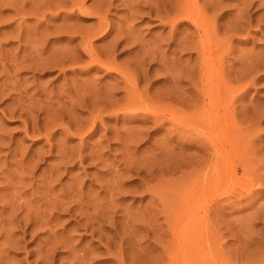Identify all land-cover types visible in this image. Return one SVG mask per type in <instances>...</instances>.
Returning <instances> with one entry per match:
<instances>
[{"label":"rangeland","instance_id":"374dc122","mask_svg":"<svg viewBox=\"0 0 264 264\" xmlns=\"http://www.w3.org/2000/svg\"><path fill=\"white\" fill-rule=\"evenodd\" d=\"M133 1L0 0V264H264V0Z\"/></svg>","mask_w":264,"mask_h":264},{"label":"bare ground","instance_id":"6f19581e","mask_svg":"<svg viewBox=\"0 0 264 264\" xmlns=\"http://www.w3.org/2000/svg\"><path fill=\"white\" fill-rule=\"evenodd\" d=\"M146 1H147V0H146ZM146 1H145V2H146ZM149 1H150V0H149ZM149 1H148V2H149ZM193 1H194V0H193ZM259 1H260V0H259ZM133 2H134V1H133ZM135 2L137 3L138 0H136ZM135 2H134L133 4H136ZM139 2H140V1H139ZM141 2L143 3V1H141ZM151 2H152V1H151ZM151 2H149L150 5L148 4V6H151V8L149 7V13H150V15H151L152 13H154V12L157 11V10H155V8H153V7H155L156 5L153 3V5H155V6L152 7ZM153 2H154V1H153ZM79 3H80L79 6H76L75 3H74L75 7L71 6L70 4H69V5H70L73 9L77 7V8H78L77 10L81 12V11L83 10V4H81L82 1L79 2ZM142 3H140V4H142ZM146 3H147V2H146ZM165 3H166V2H165ZM194 3H195V2H194ZM251 3H252V2H251ZM261 3H262V2H261ZM130 4H131V3H129V5H130ZM59 5H60V4H59ZM72 5H73V3H72ZM143 5H145V4H143ZM161 5H162V4H161ZM176 5H177V4H176ZM190 5H191V4H190ZM190 5H189V6H190ZM125 6H126V5H125ZM130 6H132V7H133V10H134V5H130ZM136 6H137V4H136ZM146 6H147V5H146ZM148 6H147V7H148ZM168 6H169V5H168ZM62 7H64V6H62ZM97 7H98V6H97ZM156 7H157V6H156ZM173 7H174V6H173ZM176 7H179V5L176 6ZM259 7H260V6H259ZM157 8H158V7H157ZM157 8H156V9H157ZM168 8H169V7H168ZM174 8H175V7H174ZM191 8H192V7H191ZM84 9H85V8H84ZM89 9H90V8H89ZM100 9H101V8H100ZM158 9H159V8H158ZM183 9H184V8H183ZM262 9H264V8H262ZM174 10H175V9H174ZM177 10H181V11H182L181 8H180V9H177ZM187 10H188V9H187ZM246 10H247V9H246ZM88 11H90V10H87V12H88ZM93 11H94V10H93ZM130 11H132V10L130 9ZM181 11H180V12H181ZM183 11H184V10H183ZM185 11H186V10H185ZM95 12H96V11H95ZM165 12H166V11H165ZM170 12H172V11H170ZM97 13H98V12H97ZM97 13H96V14H97ZM136 13H137V11H136ZM163 13H164V12H163ZM133 14H134V13H133ZM139 14H140V13H138V15H139ZM167 14H168V13H167ZM170 14H171V13H170ZM179 14H182V13H179ZM188 14H189V13H188ZM188 14H187V15H188ZM190 14H192V13H190ZM89 15H90V14H89ZM165 15H166V14H164V16H165ZM176 15H177V14H176ZM241 15H242V14H241ZM94 16H95V15H94ZM168 16H169V15H168ZM178 16H180V15H178ZM97 17H98V16H97ZM101 17H102V16H101ZM172 17H173V15L171 16V19H172ZM182 17H185V16H182ZM182 19H184V18H182ZM185 19H186V18H185ZM188 19L190 20V22H191L193 25H195V27L197 26V24H196V22H195L196 19L194 20V18L192 19L191 17H189ZM188 19H187V20H188ZM169 20H170V18H169ZM176 20H177V19H176ZM176 20H174V19L170 20L171 22H170L169 25L171 26L172 29H175L174 23H175ZM178 21H179V20H178ZM180 21H181V20H180ZM196 21H197V20H196ZM205 21H206V20H205ZM167 22H168V21H167ZM198 22H199V20H198ZM201 23H202V22H201ZM102 24H103V23H102ZM102 24H101V22H99V25H100V26H98L99 29H97L98 31L96 30L97 33L95 32V33H96L97 35H99L100 37L107 36L108 33H109V30H107V29H105V31H104V26H103ZM104 24H105V23H104ZM198 24H199V23H198ZM203 24H204V23H203ZM63 26H64V25H63ZM105 26H106V25H105ZM198 26H199V25H198ZM198 26H197V28H198ZM201 26H202V25H201ZM201 26H200V27H201ZM98 27H97V28H98ZM64 28H65V27H64ZM67 28H68V27H67ZM67 28H66V29H67ZM171 28H170V29H171ZM44 29H45V28H44ZM57 30H59V29H57ZM57 30H56V31H57ZM200 30H201V29H200ZM200 30H199V31H200ZM120 31H121V30H120ZM173 31H174V30H173ZM125 32H126V31H125ZM46 33H47V32H46ZM95 33H94V35H96ZM111 33H112V32H111ZM203 33H204V31H203ZM126 34L129 35V32L127 31ZM76 35H77V34H76ZM92 35H93V34H92ZM131 35H132V34H131ZM134 35H135V34H134ZM126 37H127V36H126ZM26 38H27V37H26ZM31 39L34 40L35 38L32 37ZM117 39H118V38H117ZM124 39H125V38H124ZM131 39L134 40L135 38H134V39L131 38ZM160 39H161V38H160ZM171 39H172V38H171ZM185 39H186V38H185ZM36 40H37V39H36ZM129 40H130V39H129ZM175 40H177V39H175ZM183 40H184V39H183ZM116 41H117V40H116ZM122 41H123V40H122ZM137 41H138V40H137ZM156 41H157V40H156ZM181 41H182V40H181ZM181 41H180V42H181ZM204 41H205V40H204ZM131 42H132V41H131ZM141 42H142V41H141ZM157 42H158V41H157ZM162 42H163V41H162ZM182 42L184 43V41H182ZM182 42H181V43H182ZM26 43H27V41H26ZM115 43H116L117 46L119 45V43H117V42H115ZM126 43H127V45H128V42H127V41H126ZM183 43H182V45H183ZM142 44H143V43H142ZM142 44H141V45H142ZM191 44H193V43H190V44H189V48H190V45H191ZM35 45H36V43H35ZM37 45H38V43H37ZM39 45H40V44H39ZM39 45H38V46H39ZM81 45H82V44H81ZM129 45H130V44H129ZM129 45H128V46H129ZM153 45H155V43H154ZM156 45H157V43H156ZM159 45H160V44H159ZM184 45H185V44H184ZM193 45H194V44H193ZM196 45H197V44H196ZM40 46H41V45H40ZM78 46H79V45H78ZM125 46H126V44H125ZM125 46H124V47H125ZM131 46H132V43H131ZM178 46H179V43H178ZM202 46H203V45H202ZM32 47H33V46H32ZM108 47H109V46H108ZM108 47H107V48H108ZM110 47H111V45H110ZM196 47H197V48H195L194 50H197V49H198L197 51H199V49H202V47H201V48H199L198 46H196ZM143 48H144V47H143ZM150 48H151V47H150ZM186 48L188 49L187 46L185 47V49H186ZM27 49L29 50V48H27ZM33 49H34V48H33ZM33 49H32V50H33ZM59 49H60V48H59ZM137 49H138V48H137ZM157 49H160V48H157ZM157 49H156V51H158ZM180 49H184V46H183V48H182V46H181ZM69 50H70V49H69ZM109 50H110V48H109ZM151 50H152V49H151ZM191 50H192V49H191ZM22 51H23V50H22ZM34 51H35V50H34ZM56 51H57V50H56ZM84 51H85V54L87 55V57H88V59H89L88 61L93 65V67H94L95 69H97V70L103 69V70H105V71H110V72H113V73H118V71H117V67L115 68L114 66H112V63H110V62H104L105 59H104V61H103V60L101 61V59H100L97 55L94 54V52H93V50H91V48H87L86 50H85V48H84ZM112 51H113V50H112ZM145 51H146V50H145ZM161 51H162V48H161ZM28 52H30V50H29ZM35 52H37V51H35ZM61 52H62V50H61ZM67 52H68V51H67ZM107 52H108V50H107ZM140 52H141V51H140ZM162 52H163V51H162ZM181 52H183V51H181ZM189 52H190V50H189ZM63 53H65V52H63ZM147 53H148V52H146V53H144V54L147 55ZM149 53H150V54H153V51H152V53H151V52H149ZM149 53H148V56L150 55ZM156 53H157V52H156ZM158 53H159V52H158ZM158 53H157V54H158ZM160 53H161V52H160ZM194 53H195V52H194ZM199 53H200V52H199ZM36 54H38V52H37ZM67 54L69 55V53H67ZM157 54H156V55H157ZM204 54H205V53H204ZM31 55H32V54H31ZM33 55H34V54H33ZM63 55H64V54H63ZM109 55H110V54H109ZM109 55H108V56H109ZM111 55H112V53H111ZM146 55H145V56H146ZM153 55H154V54H153ZM210 55H211V54H210ZM60 56H62V55L60 54ZM75 56H76V55H75ZM106 56H107V55H106ZM135 56H136V55H135ZM143 56H144V55H143ZM148 56H147V57H148ZM158 56H159V55H158ZM161 56H162V55L160 54V57H161ZM164 56H165V55H164ZM164 56H163V57H164ZM197 56H198V55H197ZM199 56H200V54H199ZM202 56H203V50H202ZM31 57H33V56H31ZM63 57H64V56H62V58H63ZM73 57H74V56H73ZM147 57H146V59H147ZM203 57L206 58L205 55H204ZM26 58H27V57H26ZM140 58H143V57H140ZM165 58H166V57H165ZM44 59H45V58H44ZM52 59H53V58H52ZM64 59H65V58H64ZM67 59H68V58H67ZM69 59L73 60L72 56H71V58H69ZM110 59H111V58H110ZM134 59H135V58H134ZM161 59H162V57H161ZM169 59H170V58H169ZM34 60H35V59H34ZM140 60H142V59H140ZM147 60H148V59H147ZM163 60H164V59H163ZM163 60H161V61H163ZM37 61H38V60H37ZM37 61H36V63H38ZM67 61H68V60H67ZM34 62H35V61H34ZM59 62H61V61H59ZM59 62H58V63H59ZM62 62H63V61H62ZM70 62H72V61H70ZM70 62H68V63H70ZM134 62H135V61H134ZM159 62H160V61H159ZM55 63H56V62H55ZM73 63H74V62H73ZM39 64H40V63H39ZM39 64H37V65H39ZM71 64H72V63H71ZM71 64H70V65H71ZM24 65H25V63H24ZM26 65H27V64H26ZM28 65L30 66V63H28ZM61 65H62V64H61ZM63 65H64V64H63ZM67 65H68V64H67ZM73 65H74V64H73ZM75 65H76V64H75ZM162 65L164 66V63H163ZM170 65H171V64H170ZM172 65H173V63H172ZM22 66H23V65H22ZM32 66H34V65H32ZM43 66H44V65H43ZM168 66H169V65H168ZM168 66L166 65V67H168ZM203 66H204V65H203ZM25 67H26V69H27L28 66H25ZM34 67H35V66H34ZM34 67H33V68H34ZM39 67H40V66H39ZM44 67H45V66H44ZM62 67H63V66H62ZM69 67H70V66H69ZM169 67H170V66H169ZM29 68H30V67H29ZM35 68H36V67H35ZM60 68H61V67H60ZM65 68H66V67H65ZM23 69H25V68H23ZM61 69H62V68H61ZM166 69H167V68H166ZM168 69H169V68H168ZM168 69H167V70H168ZM178 69H180V68H178ZM118 70H120V69L118 68ZM171 71L173 72V70H171ZM171 71H170V72H171ZM166 72H167V71H166ZM155 73H156V72H155ZM168 73H169V70H168ZM129 77H131V76H129ZM167 77H168V76H167ZM169 77H170V76H169ZM173 77H174V76H173ZM124 78H125V77H124ZM177 78H178V77H177ZM177 78H176V79H177ZM174 79H175V78H174ZM122 80H123V79H122ZM125 80L129 82V79H128V78L124 79V81H125ZM130 80H132V78H131ZM126 81H125V82H126ZM169 81H170V80H169ZM126 83H127V82H126ZM130 83L132 84L133 82L130 81ZM178 83H179V82H178ZM173 84H174V83H173ZM126 86H129L128 83L126 84ZM126 86H125V87H126ZM130 86H131V85H130ZM174 86H175V85H174ZM126 88H127V87H126ZM79 89H80V88H79ZM82 89H83V88H82ZM68 90H69V89H68ZM71 90H72V89H71ZM94 90H95V89H94ZM96 90H97V89H96ZM91 91H92V90H91ZM1 93H2V92H1ZM80 93H81V92H80ZM65 94H66V93H65ZM106 94H107V93H106ZM75 95H76V94H75ZM97 95H98V94H97ZM97 95H96V96H97ZM107 95H110V94H107ZM59 96H60V95H59ZM65 96H66V95H65ZM79 96H80V94H79ZM86 96H87V95H86ZM90 96H91V95H90ZM92 96L94 97V95H92ZM96 96H95V98H98V97H96ZM69 97H70V95H69ZM74 97H75V96H74ZM82 97H83V96H82ZM88 97H89V96H88ZM112 97H113V96H112ZM67 98H68V97H67ZM70 98H71V97H70ZM78 98H79V97H78ZM105 100H106V99H104V101H105ZM70 101H71V100H70ZM74 101H75V100H74ZM97 101H98V100H97ZM106 101H107V100H106ZM75 102H76V101H75ZM79 102H80V101H79ZM91 102H92V101H91ZM109 102H110V100H109ZM104 103H105V102H104ZM106 103H107V102H106ZM74 104H75V103H74ZM81 104H82V103H81ZM91 104H93V103H91ZM99 104H101V102H100ZM107 104H109V103H107ZM94 105H95V104H94ZM103 105H104V104H103ZM109 105H110V104H109ZM90 108H91V107H90ZM93 108H94V107H93ZM110 109H111V107H110ZM222 111H223V110H222ZM222 111H221V114H222ZM215 112H216V111H215ZM223 112H224V111H223ZM101 113H102V112H101ZM216 114H217V113H216ZM221 114H220V115H221ZM220 115H219V116H220ZM223 115H224V114H223ZM223 115H222V116H223ZM219 116H217V118H218ZM222 116H220V118H222ZM224 116H225V115H224ZM224 116H223V117H224ZM226 117H227V115H226ZM224 118H225V117H224ZM217 120H219V119H217ZM219 121H220V120H219ZM215 122L217 123V121H215ZM215 122H214V125H215ZM218 124H220V122H219ZM222 124H223V123H222ZM228 124H230V123H228ZM224 125H225V123H224ZM219 126H220V125H219ZM219 126H218L217 128H219ZM225 132H226V131H225ZM227 132L229 133V131H227ZM227 132H226V133H227ZM219 135H220V134H219ZM224 135H225V133H224ZM227 136L229 137V135H227ZM227 136H226V138H227ZM222 137H224V136L222 135ZM229 138H230V137H229ZM227 139H228V138H227ZM132 140H133V139H132ZM223 140H225V139L223 138ZM223 140H222V141H223ZM222 141H220L219 144H216L217 146L215 145V147L218 148L217 151H220V153H219V157L217 158V159H218V160H217V162H218L217 164L219 165V167L216 165V167H217L216 169H217V171H219V172L222 171V168H225V164H224V163H226V162H225L226 160L224 161V159H229V161H230V153L228 152L227 149H226L227 151L224 150V149H225V148H224L225 145L222 143ZM226 141H227V140H226ZM231 141H232V140H231ZM228 142H229V139H228V141H227V144H228ZM234 143H235V142H234ZM234 143H233V144H234ZM226 146H229V144L226 145ZM232 147H233V146H232ZM219 149H220V150H219ZM64 151H66V150H64ZM63 153H64V152H63ZM63 153H62V154H63ZM59 154H60V153H59ZM65 154H66V153H64V155H65ZM60 155H61V154H60ZM69 156H70V155H69ZM69 156H68V157H69ZM233 156H234V155H233ZM61 157H62V156H61ZM63 157H64V156H63ZM65 157H67V156L65 155ZM65 157H64V158H65ZM92 157H93V156H92ZM93 159H94V158H93ZM64 160H65V159H64ZM61 161H62V160H61ZM71 161H72V160H71ZM63 165H64V164H63ZM222 165H224V166H222ZM127 166H128V165H127ZM225 169H226V168H225ZM223 170H224V169H223ZM135 171H136V170H135ZM136 172H137V171H136ZM223 172H225V171H223ZM228 172H229V171H228ZM0 174H1V173H0ZM126 174H129V173H126ZM138 175H139V174H138ZM130 178H131V177H130ZM45 181H46V180H45ZM8 185H9V184H8ZM120 185H121V184H120ZM120 188H121V187H120ZM117 190H118V189H117ZM145 190H146V189H145ZM11 193H12V192H11ZM11 193H10V195H11ZM15 193H16V192H15ZM7 196H8V195H7ZM2 198H3V197H2ZM4 199H5V198H4ZM6 199H8V197H7ZM12 199H13V198H12ZM8 200H9V199H8ZM62 201H63V200H62ZM75 201H76V200H75ZM71 202H72V201H71ZM10 203H12V202L10 201ZM6 204H7V203H6ZM9 205H12V204H9V202H8V206H9ZM28 205H29V204H28ZM28 205H26V206H28ZM53 205H54V204H53ZM62 205H63V204H62ZM62 205H61V206H62ZM66 205H67V204H66ZM5 206L7 207V205H5ZM77 206H78V205H77ZM85 206H86V205H85ZM59 207H60V206H59ZM62 207H63V206H62ZM13 208H14V207H13ZM13 208H12V209H13ZM16 208H17V207H16ZM25 208H26V207H25ZM60 208H61V207H60ZM12 209H10V210H12ZM18 209H19V208H18ZM76 212H77V210H76ZM89 212H90V211H88L87 213H89ZM91 212H92V211H91ZM91 212H90V213H91ZM73 213H75V212H73ZM85 213H86V212H85ZM31 214H32V213H31ZM81 214H82V213H81ZM106 215H107V214H106ZM13 216H15V215H13ZM9 217H10V216H9ZM6 218H7V217H6ZM11 218H12V216H11ZM79 218H80V217H79ZM87 218H88V217H87ZM106 218H107V216H106ZM125 218H126V217H125ZM82 219H83V218H82ZM104 219H105V218H104ZM7 220H8V218H7ZM12 220H13V219H12ZM17 220H18V219H17ZM42 220H43V219H42ZM91 220H92V219H91ZM22 221H23V220H22ZM84 221H85V220H84ZM3 222H4V221H3ZM27 222H28V221H27ZM9 223H10V222H9ZM16 223H17V222H16ZM34 223H35V222H34ZM38 223H41V222H38ZM11 224H12V223H11ZM11 224H9V225H11ZM43 224H44V223H43ZM43 224H42V225H43ZM17 225H18V224H17ZM29 225H30V224H29ZM32 225H33V224H32ZM35 225H36V224H35ZM84 225H85V224H84ZM103 225H104V224H103ZM36 226H37V225H36ZM36 226H35V227H36ZM47 226H48V225H47ZM11 227H14V226H11ZM11 227H10V229H11ZM24 227H25V226H24ZM35 227H34V228H35ZM37 227H38V226H37ZM2 228H3V227H2ZM5 228H6V227H5ZM5 228H3V229H5ZM29 228H30V227H29ZM7 229L9 230V227H8ZM7 229H6V230H7ZM15 229H16V228H15ZM88 229H89V228H88ZM6 230H5V232H6ZM12 230H13V229H12ZM32 230H33V229H32ZM35 230H36V228H35ZM33 231H34V230H33ZM5 232H4V234H5ZM8 233H9V232H8ZM8 233H7V234H8ZM5 236H6V234H5ZM8 236H9V235H8ZM9 237H11V236H9ZM11 239H12V238H11ZM8 241H9V240H8ZM9 243H10V242H9ZM109 243H110V242H109ZM4 244H5V243H4ZM61 244H62V242H61ZM64 244H65V242H64ZM65 245H66V244H65ZM42 246H43V245H42ZM66 246H67V245H66ZM50 247H51V246H50ZM50 247H49V248H50ZM62 247H64V245H62ZM49 248H48V251L50 250ZM46 252H47V251H46ZM46 252H45V254H46ZM105 252H106V251H105ZM52 253H53V252H52ZM39 254H40V253H39ZM44 256H45V255H44ZM41 257H42V256H41ZM45 257H46V256H45ZM49 258H50V257H49ZM49 258H48V259H49ZM44 259H45V258H44ZM50 260H51V258H50ZM46 261H47V260H46ZM40 262H41V261H40ZM49 263H50V262H49ZM49 263H48V264H49ZM44 264H45V263H44ZM46 264H47V262H46Z\"/></svg>","mask_w":264,"mask_h":264}]
</instances>
